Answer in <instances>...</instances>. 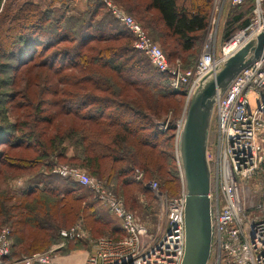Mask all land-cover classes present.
<instances>
[{"label": "trees", "instance_id": "obj_1", "mask_svg": "<svg viewBox=\"0 0 264 264\" xmlns=\"http://www.w3.org/2000/svg\"><path fill=\"white\" fill-rule=\"evenodd\" d=\"M40 1L0 0V58L14 61L12 73L21 65L27 69L30 65H40L50 70L44 76L47 83L54 82L50 79V72H58V76L66 73L68 81L57 79V90L52 91L45 83L41 86L40 92L49 91V95L57 96L54 99L33 103L31 98L35 97L37 90L32 89V78L28 79L27 89L20 94L21 100L27 101H18L19 92L12 97L9 94L11 108L30 106L34 112H18L19 119L0 126V165L23 173L32 167L36 169L29 177V187L14 193L18 207L28 208L21 202L29 195L59 193L58 201L40 202L47 204L51 214L62 212L70 216L71 221L80 218L85 229L96 236L94 233L100 235L107 226L104 216L97 211L96 201H87V194L82 190L85 188L76 181L66 179L59 182L50 172L52 165L66 161L72 166H83L90 174L104 179L106 185L121 179V184L126 187L125 194L143 191L145 174L165 173L170 161L176 164V177L180 179L176 151L174 155L167 152V133L158 130L153 119L163 110H154L144 104L141 96L152 93L160 99L172 101L177 96L184 97L186 90L184 87L172 89L168 74L143 60V54L133 47L132 35L123 25L107 16L100 0H87L85 8L79 12L69 10V3L74 0H50L46 5ZM117 1L127 11L136 14L137 21L153 41L161 44L169 61L186 52L192 56L197 52L207 26L211 0ZM252 7L253 0H245L230 8L232 14L224 26V39L246 26ZM99 41L104 44L95 45ZM188 61L185 60L184 70L192 67ZM6 65L0 63V68ZM72 69L74 72H70ZM130 88L138 95L130 97ZM47 106L55 109L48 111ZM59 115L64 116L63 119L72 117L77 129L71 127L66 133L57 131L47 139L39 138L41 133L37 122L48 124ZM29 117L34 120L30 121ZM45 127L43 125L42 129ZM170 128L174 129V126ZM171 141L173 135L168 142L169 147ZM19 148L31 151L33 156H20L16 151ZM136 168L143 173L140 180L134 179ZM175 180L169 181L172 192H168L167 187L160 189L171 197L177 196ZM8 193L7 190L0 193L1 208L10 197H7ZM152 197L156 201L153 194ZM125 208L131 211L130 206ZM116 219L106 234L112 239L124 236L120 220ZM23 221L16 217L7 225L12 257L43 251L62 239L60 226L55 222H40L34 218L31 222L25 220L24 224L34 230L29 244L35 241L43 246L28 250L26 247L30 245L21 243L24 235L20 233L23 228L20 229L19 225Z\"/></svg>", "mask_w": 264, "mask_h": 264}, {"label": "built area", "instance_id": "obj_2", "mask_svg": "<svg viewBox=\"0 0 264 264\" xmlns=\"http://www.w3.org/2000/svg\"><path fill=\"white\" fill-rule=\"evenodd\" d=\"M100 1L132 35L134 47L143 52L160 72L168 74L171 88H185L187 100L200 77L249 36L264 29V0H253L246 26L218 44L214 43V38L208 39L195 64L183 70L170 65L158 43L131 15L112 0ZM243 1L211 0L213 22L215 14L226 2L236 6ZM182 118L183 115L177 122L175 142ZM213 118L214 130L207 148L211 243L206 264H264V190L261 192L263 200L253 205L251 210L245 206L244 194L246 180L264 168V55L233 79L218 98ZM167 123L163 127L166 128ZM176 160L178 164L177 154ZM53 172L91 189L120 220L124 236L120 239L99 237L94 248L87 251L80 261H76L74 256L65 257L59 253L63 242L44 251L12 257L10 231L8 227H2L0 264H181L185 247L183 185L178 196L169 197L156 181L148 182L146 187L154 195L158 209V222L150 230L112 192L85 171L56 165ZM141 176V172L136 173V179ZM60 235L63 240L78 239L84 236V231L80 226L72 225L60 230Z\"/></svg>", "mask_w": 264, "mask_h": 264}, {"label": "rangeland", "instance_id": "obj_3", "mask_svg": "<svg viewBox=\"0 0 264 264\" xmlns=\"http://www.w3.org/2000/svg\"><path fill=\"white\" fill-rule=\"evenodd\" d=\"M40 2L44 5H46L47 3H50V0H41ZM86 2H87V0H74V1L69 3V6H70L69 10L72 12L82 11L86 6ZM112 2L114 4H116L117 6H119L120 8H122L127 14L131 15L137 21L136 14L127 11L123 7V5H121V3L118 2L117 0H112ZM58 6L59 5L57 4V7ZM232 7H233L232 5H230L228 2H226L224 4V6L222 7V10L218 11L217 14H215V22H213V17H214L213 9H214V7H213L212 2H211L210 6H209V10H208L207 26H206L205 32L203 33V35L201 37L200 42L198 43L197 52H195V55H193V56L191 55L192 53H190V52L183 53L180 57L175 56V58L172 61L168 60L170 65L179 66L181 69H183L184 68L183 65H185V60L186 61L189 60L188 62L193 66L195 64L198 56L200 55L201 51L203 50L206 43L208 42V39H211V37L214 38V43L216 42L215 44H218V42L226 40L227 38L224 39L223 31H224V26H225L227 20L229 19V16L232 14L231 9H230ZM105 9H106V7H105ZM243 9H245V8L243 7ZM240 10L241 9H238V11H240ZM70 11H68V12H70ZM105 12L109 18L111 17L117 23H119L116 20V18L108 11V9H106ZM249 17H250V15H249ZM144 30L148 34L147 30L146 29H144ZM148 36L151 37L149 34H148ZM103 44L104 43L101 41H99L98 43L97 42L95 43V45H97V46H102ZM133 44H134V40H133ZM158 45L161 47L160 43ZM133 47H134V45H133ZM139 52L143 54L142 55L144 58L143 60L145 62L147 61V63H149V65L151 67L152 66L154 67V65L151 63L149 58L143 52H141V51H139ZM183 59H185V60H183ZM0 63L8 64V65H6V67L2 66V68H0V72H2L3 70H7L3 74H0V126L4 125L5 122L11 123L14 121V119L15 120L19 119L18 114H17L18 112H23V113L34 112L30 106H28V107L23 106L20 109L11 108V103L9 101L10 100L9 94H11V97H12L13 94L14 95L17 94L15 92H19L18 95H20L27 89V83H28L29 78H32L34 80V82L32 84L33 85L32 89L37 90L35 97L33 96L31 98V101L33 103L39 102L41 99L46 100L47 98L48 99L57 98V96H55V95H49L51 93L49 91H45L43 93L40 92V90H41L40 88H41V86H43L44 83H45L46 87L52 91L55 89L57 90V87H58L57 83L55 84L57 79H62V80L68 81L67 78H65L66 73L64 75L61 74L60 76H58L59 75L58 72L55 74L50 72L49 73L51 76L50 79L54 82L47 83V81L44 80V76H45V72H49L50 70H48L47 68L45 69L43 66H40V65H30L29 69H27L28 68L27 66L21 65L20 67L17 68V70L14 73H12L11 65H14V61H8L6 59H3V57H1ZM188 67H190V66H188ZM70 72H74L73 69L70 70ZM22 74H24L25 76H23ZM62 85L67 87V84L62 83ZM129 90H130V94H129L130 97L132 95H138L135 90H133L131 88ZM141 97L143 98V103L150 105L151 107H153L152 109L163 110V111H161L162 113L158 117H153V119H154V122L156 123L157 129L167 133L166 136H168V141H167V149L166 150H167V152H170V155H172V153L174 155V153L176 151L175 138H176L177 122L181 119V117L184 113V109H185L186 102H187V96L186 95L184 97L177 96L176 99L175 100L172 99V101H170L169 99H160L155 94H152V93H146ZM21 99L22 98L20 95L18 98L19 102L27 101V100H21ZM147 101H149V103ZM44 108H45V105H43V109ZM52 108L55 109V107L47 106L48 111L51 110ZM151 113H153V112H151ZM63 118H64V116H62V115L55 116L51 120V122L48 124H45V122H40V120H39L36 124L37 129L41 133V134H39V138L47 139V137L49 135L55 134V133H57V131L66 133V132H68V130L71 127H73L75 130L77 129V123L75 122V120L72 119V117H66L65 119H63ZM31 119L34 120L33 117H29L30 121H31ZM167 121H168V123H167V126L165 128V127H163V125H165ZM43 125L47 126V127L42 129ZM171 125L174 126V129L170 128ZM80 127H82V125L79 126V128ZM43 130H45V132H43ZM213 130H214V118L212 117L211 126H210V135H209L211 140H212ZM172 135H173V141H171L172 143H170L171 145L169 147L168 142L170 141V137ZM16 151L20 156H33L31 151H24L22 148L16 149ZM61 162H64V163H58V162L54 163L52 165L51 170H50L51 174L53 176H55L59 182H62V180L71 179V178L63 177V176H60L58 174H55L53 172V169L56 165H67L70 167H76V168H79V169L87 172L92 179L97 181L107 191L112 192L116 196V198L119 199L123 203L124 207L129 208V206H130L131 207V208H129L131 210L130 212H132L134 214V216L141 223L146 225L150 230H152L154 228L155 224L158 222V217H157V210L158 209H157V203L154 200V198L152 197V194H151L152 192L148 189V187H146L148 182L149 181H156L160 188L167 187L168 192H172V188L170 187L172 183L169 184V181L176 179L174 182H176L175 184L178 186V188L176 190V192L178 191L177 194L178 193L180 194L181 189H182L181 181H180L179 177H176V166H175L176 164L172 163L171 161H170V165L168 166L167 170L165 169V173L160 174L158 171L157 172L155 171L154 173H151V174H145V177H144L145 189H143V191H141V192L130 191L127 194H125V190H126L125 185L121 184V182H120L121 179L113 180V181H111V183L106 185L107 183L104 182V179L102 180V178L100 179L99 177L90 174L89 171L85 167L80 166V165H73L72 166V165H70L69 162H66V161H61ZM33 169L34 168L32 167V169L27 170L26 171L27 173L24 171V173H25L24 174L23 171H21V170L10 169L5 165H2V166L0 165V193H2L4 190H7L9 192L7 194V197L10 196L9 199L5 201L3 208L0 207V229L2 227H7V225L12 220H14L16 217L22 218L24 221L19 226H20V229L23 228L22 232H20V233H22L24 235V237H23V240L21 243L29 244V242L32 238L31 236H34V232H33L34 230H30L28 228V226L24 224L25 220L28 222L29 221L31 222L34 218L40 222H45V220H48V222L49 221L55 222L56 224H58L60 226L59 233H60V230H62L68 224L69 225H72V224L78 225L82 228V231H84V236H82L79 239H69V240H63V238L62 239L57 238L58 240L55 243H53L52 245H50L47 249H49L51 246H53L57 243L63 242L64 246L61 248L59 253L64 255L65 257L74 256L73 258H75L76 261H80L82 259V256L87 251H91L94 248V243L96 242V240L99 237L106 236L110 226L117 220L116 216L110 210H108L107 207L102 202H100V200L98 199L96 194L91 189H89L87 187H84L85 189H82L87 194V197H86L87 201H92V200L96 201L95 206H97V208H98L97 211L99 212L100 215L104 216V221L107 223V226H105L103 231H102L104 234L101 233L100 235H98L97 233H94V234H96V236H94L91 234V232L89 230H87V228L85 229V226L83 225L84 221L82 223V220L80 218H77L74 221H71L70 216L64 215L62 212L57 211V215L51 214L49 212V210L47 209L48 208L47 204L40 202L43 200H45V201H47V200L48 201L49 200L56 201L57 200L58 201L59 193H57V195L56 194L52 195L49 193L29 195L23 201V203L21 202V205L24 204L28 208L25 209L23 207V205L18 207L19 206L18 200L14 196V193H17V191L21 192L24 189H26L27 186L29 187L28 183L31 180V179H29V177L36 170V169L35 170H33ZM177 169H178V166H177ZM138 172H141V170L139 168H136L134 170V173H135L134 179L135 180H140V179H136V173H138ZM142 176H143V173H142ZM164 183H166V184H164ZM163 184H164V186H162ZM244 184H245V186H244L245 206L247 209L251 210L253 205L255 206L256 204H258L260 201L263 200V196H262L261 192H262V190H264V168L262 170H259L251 179L246 180V182ZM143 187H144V185H143ZM139 191H140V189H139ZM168 192H167L168 196L171 197V195H169ZM141 193H144V195H141ZM177 194H175V195H177ZM131 203H132V206H131ZM58 207H59V205H58ZM15 232H16V230H15ZM36 233L38 235L37 231H36ZM18 237H20V236H18ZM34 239H36V238H33V240ZM29 245H30L29 247L27 246L28 248L26 247V249H28V250H33V249H36L39 247H43L42 245H40L39 243H37L35 241L31 242ZM22 248L24 249V245ZM47 249H45V250H47ZM20 255H25V254H20Z\"/></svg>", "mask_w": 264, "mask_h": 264}, {"label": "water", "instance_id": "obj_4", "mask_svg": "<svg viewBox=\"0 0 264 264\" xmlns=\"http://www.w3.org/2000/svg\"><path fill=\"white\" fill-rule=\"evenodd\" d=\"M262 55L264 29L249 36L200 77L186 102L176 140L185 194V247L181 264H206L210 253V166L207 148L215 104L240 71ZM217 56L220 57L219 53Z\"/></svg>", "mask_w": 264, "mask_h": 264}]
</instances>
